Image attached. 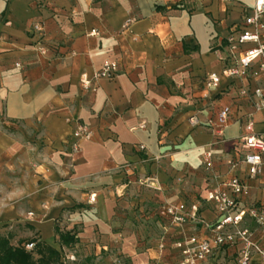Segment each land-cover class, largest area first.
<instances>
[{"label":"crops","instance_id":"0c3cea01","mask_svg":"<svg viewBox=\"0 0 264 264\" xmlns=\"http://www.w3.org/2000/svg\"><path fill=\"white\" fill-rule=\"evenodd\" d=\"M252 7L253 0H0V235L13 246L35 239L66 250L77 264H178L175 242L208 238L217 223L208 190L238 177L249 186L241 204L257 203L264 176L247 179L236 142L248 121L264 135L258 99L240 95L264 79L222 76L232 63L226 38ZM251 47L241 45L235 58ZM104 62L116 63L115 77L92 80ZM211 74L220 80L208 89ZM224 106L229 124L216 137L211 126ZM79 125L92 138L73 153ZM167 204L185 205L184 223L160 215ZM56 228L77 242L60 247ZM239 248L224 246L204 264H236Z\"/></svg>","mask_w":264,"mask_h":264},{"label":"built area","instance_id":"2783aa9c","mask_svg":"<svg viewBox=\"0 0 264 264\" xmlns=\"http://www.w3.org/2000/svg\"><path fill=\"white\" fill-rule=\"evenodd\" d=\"M33 31L41 41L43 33L42 24L33 25ZM251 43L252 47L238 55L235 54L241 45ZM226 45L231 54L232 63L227 65L222 76L229 79H245L252 77L264 79V0H253L251 14L243 19L242 25L236 34H231L226 38ZM44 53V48L40 49ZM257 68L252 70L254 64ZM19 67L18 65H16ZM117 65L115 62H104L100 69L93 74L92 80L113 79L116 74ZM219 77L211 74L206 78L205 86L208 89L216 88L219 84ZM81 85L84 89L91 87V81L83 78ZM240 95L248 97L249 100L257 98L253 107L256 111L264 110V87L256 88L250 92L241 90ZM230 108L222 107L211 126V133L216 137H222L224 130L229 124ZM191 125H198L196 118L190 119ZM253 122L248 121L244 126V134L237 139L238 148L243 151V156L239 164L243 165L248 180H256L264 176V135H259L253 131ZM74 143L72 152L78 153L79 143L89 141L92 138L91 130L83 125H79L72 132ZM211 153L206 152L203 157V165L206 171L212 167ZM235 168V164H231ZM249 186L238 177H232L223 182L218 188L207 191L205 201L213 207L217 216V223L208 238H198L195 236H185L175 242L174 246L178 251V264H204L213 253L227 245L239 244L238 260L236 264H264V182L261 183L263 197L257 203L242 205V198L248 193ZM193 212L196 209L193 208ZM185 205L167 204L160 210V215L171 219L172 223H184ZM28 216H32L31 213ZM195 217V214H192ZM245 218L252 219L257 230L242 228ZM259 230V231H258ZM259 235V239L256 236ZM164 248L163 242L159 249ZM25 249L30 251L33 244L25 245ZM57 264H77L73 254L66 250L59 251Z\"/></svg>","mask_w":264,"mask_h":264},{"label":"trees","instance_id":"16d2710c","mask_svg":"<svg viewBox=\"0 0 264 264\" xmlns=\"http://www.w3.org/2000/svg\"><path fill=\"white\" fill-rule=\"evenodd\" d=\"M60 247H72L77 239L74 233L61 232L55 229ZM11 236L0 235V264H57L59 254L56 250L36 242L35 239L29 240L28 244H33V249L27 251L25 246L11 245ZM37 256V258L34 257Z\"/></svg>","mask_w":264,"mask_h":264},{"label":"rangeland","instance_id":"374dc122","mask_svg":"<svg viewBox=\"0 0 264 264\" xmlns=\"http://www.w3.org/2000/svg\"><path fill=\"white\" fill-rule=\"evenodd\" d=\"M242 228H246V229H249V230H257V226L255 224V222L250 219V218H245L244 219V222H243V225H242ZM259 231V230H258ZM258 238L259 239V235L256 236V239ZM79 264V263H78Z\"/></svg>","mask_w":264,"mask_h":264}]
</instances>
